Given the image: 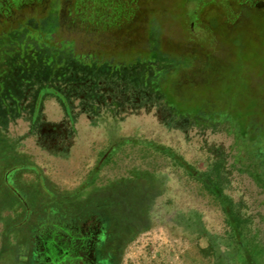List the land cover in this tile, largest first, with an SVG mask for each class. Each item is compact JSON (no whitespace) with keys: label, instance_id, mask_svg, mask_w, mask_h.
<instances>
[{"label":"rangeland","instance_id":"rangeland-1","mask_svg":"<svg viewBox=\"0 0 264 264\" xmlns=\"http://www.w3.org/2000/svg\"><path fill=\"white\" fill-rule=\"evenodd\" d=\"M54 1L0 0V264H27L29 228L6 237L23 202L44 211L56 200L96 213L88 224L106 234L132 222L121 264H243L220 205L176 160L201 177L221 166L264 264V191L245 170L253 145L234 121L193 114L216 104L236 122L261 115L264 0H56L63 50L49 69L29 54L27 28ZM169 67L172 104L159 86Z\"/></svg>","mask_w":264,"mask_h":264},{"label":"trees","instance_id":"trees-1","mask_svg":"<svg viewBox=\"0 0 264 264\" xmlns=\"http://www.w3.org/2000/svg\"><path fill=\"white\" fill-rule=\"evenodd\" d=\"M58 3L59 1L57 2L56 0L53 2L48 15L42 19L40 25L31 22L29 19V27L27 28L29 30V54L31 53L35 61L45 62L49 69H55L59 66L57 61L61 50H63L55 42L54 36L58 32L60 25ZM68 51L74 53L75 50L71 46L68 47ZM162 57L167 56L163 55ZM84 61L87 62L86 60ZM173 69H177V67L172 69L169 67L159 82V86L170 104H172L170 96L174 77ZM204 105L206 106V104H203L193 114L208 117L210 121L219 118L234 121L237 139H242L249 146L252 143V150H245V154L248 157L245 170L249 172L264 191V100L262 99L259 110L263 114L260 113L261 115H259L256 113V115H251L242 112L243 115L239 122H236L232 116L234 113L231 107L221 109V107H217L214 104L215 108L209 109ZM208 106H212V104H208ZM160 152L169 155L162 149ZM243 157L241 156V159ZM176 162L190 173L195 180L201 182L208 193L220 205L224 214L225 225L229 230L230 239L234 241L238 251L241 253L242 263L259 264L256 244L246 239L245 236L244 226L246 221L235 212L220 185L221 166L219 164L215 165L210 172L201 177L192 174L191 167H188L186 161L176 160ZM63 198L65 199L66 196H62ZM17 199L22 203L23 197L17 195ZM20 207L22 214H17L16 216L24 218L22 226H17V228L15 225H9L6 228V230H10L14 227L13 230L7 233L6 237L9 240L15 231L18 230L25 234L27 232L25 229L29 228V234L26 233V236H29L27 237L29 239V257L20 262L27 264H121L122 252L120 250L124 244L110 241L111 239L109 241L106 240L105 228L100 226L97 228L99 233L96 236L95 229H92L91 224H88V221L93 222L97 215L96 213L83 216V210L78 212L73 206L58 205L57 200L55 203L49 204L44 211H41L40 208L35 209L30 205L28 206L24 202ZM34 217L38 218L36 222H32L35 219ZM24 220L26 221L24 222ZM86 228L88 229L87 232H85ZM203 251L217 256L213 244L203 248ZM260 251L262 250L260 249Z\"/></svg>","mask_w":264,"mask_h":264},{"label":"flooded vegetation","instance_id":"flooded-vegetation-1","mask_svg":"<svg viewBox=\"0 0 264 264\" xmlns=\"http://www.w3.org/2000/svg\"><path fill=\"white\" fill-rule=\"evenodd\" d=\"M118 223H119L118 224L119 225V229H114L111 233L108 232V234H105L106 240L109 241L110 236H111V240L110 241L122 242V241H124L127 238L126 236H129L128 234L130 232H132V233L134 232V229H132V226H130V225H132L131 224L132 222L130 224L128 223L127 227L125 225L121 224L120 221ZM87 231H88V229L86 228L85 232H87ZM94 232H95V235L97 236L98 233H99V230L95 229Z\"/></svg>","mask_w":264,"mask_h":264}]
</instances>
